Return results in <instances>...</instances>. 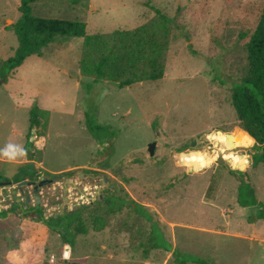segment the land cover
I'll return each mask as SVG.
<instances>
[{
  "label": "rangeland",
  "instance_id": "374dc122",
  "mask_svg": "<svg viewBox=\"0 0 264 264\" xmlns=\"http://www.w3.org/2000/svg\"><path fill=\"white\" fill-rule=\"evenodd\" d=\"M19 4L0 0V66L19 43L11 28ZM32 6L39 16L85 21L87 34L151 24L152 6L174 23L157 80L119 87L85 76L75 87L57 67H80L83 37L52 42L41 58L32 54L4 76L0 181L12 184L0 186V264H62L66 258L178 264L173 250L180 259L208 264H264V219L248 220L252 209L237 202L241 178L230 172L245 171V182L264 203V163L251 165L254 143L239 146L243 130L231 104L264 0H38ZM34 104L41 125L30 131ZM86 117L96 129L87 128ZM27 139L34 159L24 153ZM21 170L28 172L24 180L36 182L60 176L40 189L41 214L14 204L31 196V186L23 185V196L13 191ZM71 209L79 218L64 223L87 230L67 244L41 219L55 223L52 216Z\"/></svg>",
  "mask_w": 264,
  "mask_h": 264
},
{
  "label": "trees",
  "instance_id": "16d2710c",
  "mask_svg": "<svg viewBox=\"0 0 264 264\" xmlns=\"http://www.w3.org/2000/svg\"><path fill=\"white\" fill-rule=\"evenodd\" d=\"M38 0H20L18 9L20 17L11 28L18 38V46L14 54L2 61L0 74H6L18 68L27 57L32 54L42 55L43 48L52 42H65L73 37H83V57L81 58V72L85 76H94V81L108 79L117 82L119 87L129 86L143 80H157L163 77L165 71V56L169 46V30L174 23L172 18L164 14L159 8L152 6L157 16L151 24H143L133 30L116 29L110 33L87 34V24L83 20L43 17L33 13L32 4ZM152 28L154 30L152 31ZM247 69L231 86V104L239 121V128L243 130L240 143H254L251 154V165L264 163V7L259 20L245 43ZM41 109L36 104L30 109V131L41 125L37 113ZM88 129L97 127L89 123ZM29 137V136H28ZM110 145V144H109ZM31 143L27 139L24 153L34 159L30 151ZM111 155L106 154V158ZM242 154L241 156H243ZM29 171V170H28ZM28 173L27 171H25ZM23 170L15 175L16 181L26 178ZM230 172L241 178L238 187L237 202L242 207L252 209L251 219H264V203L256 197L254 189L245 182L242 170L230 168ZM244 173V174H243ZM108 199V198H107ZM121 208V206H118ZM39 214L40 207L36 208ZM42 216V215H41ZM79 218V211L68 212L59 216H52L55 223L49 219L41 220L53 230H58L65 243L74 244L75 232L85 233L82 223L75 226L65 224V219ZM71 236L68 238V235ZM176 263L185 264L193 261L198 264H208L198 257L182 258V253L173 250ZM62 264H85L80 261H67Z\"/></svg>",
  "mask_w": 264,
  "mask_h": 264
},
{
  "label": "water",
  "instance_id": "95a60500",
  "mask_svg": "<svg viewBox=\"0 0 264 264\" xmlns=\"http://www.w3.org/2000/svg\"><path fill=\"white\" fill-rule=\"evenodd\" d=\"M4 81H6V77H2L0 79V84L3 83ZM35 130H33L34 132ZM155 146H156V142H152L149 144L148 146V151H149V154L150 155H153L154 154V150H155ZM250 159V162H252V159L251 157H249ZM225 159L224 158H220V161L223 162ZM229 160V159H228ZM230 161V160H229ZM60 178L59 175H56L54 176L53 178H43L41 180H39L38 182L36 181H32V182H29L28 184L29 185H32L33 186V190H34V193L37 195V202L40 201V196H38V193L40 192V189L46 185V184H50L52 182H54V180ZM25 183H27V180H22L19 182V186H20V190L21 192H23L22 190V185H24ZM12 184V181L10 180H4V181H0V186H5V185H11ZM75 210L71 209V210H68V212H74ZM57 216V215H56ZM68 259L66 258L65 259V262H67Z\"/></svg>",
  "mask_w": 264,
  "mask_h": 264
},
{
  "label": "flooded vegetation",
  "instance_id": "af4514ba",
  "mask_svg": "<svg viewBox=\"0 0 264 264\" xmlns=\"http://www.w3.org/2000/svg\"><path fill=\"white\" fill-rule=\"evenodd\" d=\"M6 180H10V179H6ZM10 181H12V180H10ZM32 181H34V180H27V183L24 184V185H27V186H31L32 187V189L30 190L31 196H29V195L23 196L24 195V189L22 188L23 192H21L19 183H18L16 189L13 190L14 193L15 192L16 193H19V194H21L24 197L21 202H18L17 200H15V202H14V204H16L18 206H20V205L22 206L23 212H35L37 210L36 208L39 207V206H37V203H38L37 202V198L38 197L34 193L33 186L28 184L29 182H32ZM22 187H23V185H22ZM40 200H41V198H40ZM2 206H4V205H2ZM11 206H13V204H10L9 207H11ZM0 211H2V210L0 209ZM13 214L15 216H18L19 218H23L24 217L23 213H19L17 209H14L13 210ZM31 218L34 219V216H31Z\"/></svg>",
  "mask_w": 264,
  "mask_h": 264
},
{
  "label": "crops",
  "instance_id": "0c3cea01",
  "mask_svg": "<svg viewBox=\"0 0 264 264\" xmlns=\"http://www.w3.org/2000/svg\"><path fill=\"white\" fill-rule=\"evenodd\" d=\"M72 39V38H71ZM69 41V40H68ZM66 42V41H65ZM65 42H62V43H65ZM65 45V44H64ZM46 48V47H45ZM44 48V49H45ZM63 52L62 53H68L69 51L68 50H65V49H62ZM44 56V55H43ZM42 56L39 55V58H41ZM64 66H61V67H57L58 70H62V72L65 74V76L67 77L68 80L70 81H73V84L75 85V87H78L80 85V81L83 80L85 78V75L82 74L81 72V68L80 67H77L76 68V71L74 72H71L69 70V67L66 65L65 62L62 63ZM32 106V105H31ZM25 144V143H24ZM23 148H24V145H23ZM24 150V149H23Z\"/></svg>",
  "mask_w": 264,
  "mask_h": 264
},
{
  "label": "bare ground",
  "instance_id": "6f19581e",
  "mask_svg": "<svg viewBox=\"0 0 264 264\" xmlns=\"http://www.w3.org/2000/svg\"><path fill=\"white\" fill-rule=\"evenodd\" d=\"M239 146L249 147V144L248 143H240Z\"/></svg>",
  "mask_w": 264,
  "mask_h": 264
},
{
  "label": "built area",
  "instance_id": "2783aa9c",
  "mask_svg": "<svg viewBox=\"0 0 264 264\" xmlns=\"http://www.w3.org/2000/svg\"><path fill=\"white\" fill-rule=\"evenodd\" d=\"M36 141H39V140H37V139H35Z\"/></svg>",
  "mask_w": 264,
  "mask_h": 264
}]
</instances>
